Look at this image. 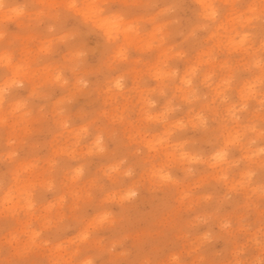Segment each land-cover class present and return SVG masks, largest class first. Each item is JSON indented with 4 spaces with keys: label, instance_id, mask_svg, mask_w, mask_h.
<instances>
[{
    "label": "clouds",
    "instance_id": "1",
    "mask_svg": "<svg viewBox=\"0 0 264 264\" xmlns=\"http://www.w3.org/2000/svg\"><path fill=\"white\" fill-rule=\"evenodd\" d=\"M0 264H264V0H0Z\"/></svg>",
    "mask_w": 264,
    "mask_h": 264
}]
</instances>
